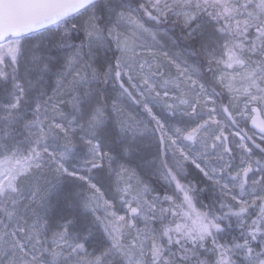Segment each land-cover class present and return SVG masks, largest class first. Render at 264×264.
<instances>
[{
    "label": "snow or ice",
    "instance_id": "obj_1",
    "mask_svg": "<svg viewBox=\"0 0 264 264\" xmlns=\"http://www.w3.org/2000/svg\"><path fill=\"white\" fill-rule=\"evenodd\" d=\"M0 264H264V0H0Z\"/></svg>",
    "mask_w": 264,
    "mask_h": 264
},
{
    "label": "rangeland",
    "instance_id": "obj_2",
    "mask_svg": "<svg viewBox=\"0 0 264 264\" xmlns=\"http://www.w3.org/2000/svg\"><path fill=\"white\" fill-rule=\"evenodd\" d=\"M157 39L161 43H164L166 41H169L171 39V36L170 35L169 36H163V35H161V36H158ZM147 42L150 43V44L153 43V41L151 40V38H147Z\"/></svg>",
    "mask_w": 264,
    "mask_h": 264
}]
</instances>
